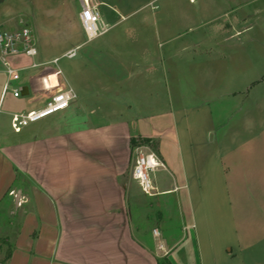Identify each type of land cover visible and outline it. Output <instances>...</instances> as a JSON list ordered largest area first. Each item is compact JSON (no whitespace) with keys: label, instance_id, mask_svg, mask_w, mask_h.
Listing matches in <instances>:
<instances>
[{"label":"crops","instance_id":"crops-1","mask_svg":"<svg viewBox=\"0 0 264 264\" xmlns=\"http://www.w3.org/2000/svg\"><path fill=\"white\" fill-rule=\"evenodd\" d=\"M95 5L102 17L113 10L103 0ZM74 6L72 30L60 38L84 33L78 20L81 0ZM34 37L35 57L8 59L19 75L9 86L21 88L19 97L5 89L0 63V207L13 201L17 219L9 253L0 264H157L163 258L169 264H260L256 249L264 245V131L256 133L261 138L251 134L230 148L224 145V133L216 139L210 132V143L217 140L211 153L199 150L204 143L183 148L174 129L163 126L162 115L151 112L156 102L146 100L151 101L149 112L134 117L124 100L134 86L157 84L156 58L147 47L123 51L106 40L87 48L82 61L60 68L65 53L88 42L49 58L61 41H41L47 33L36 30ZM116 53L129 56L116 58ZM136 54L143 56V65L134 61ZM68 87L76 94L68 108L18 133L11 130L12 114L38 110ZM20 98L30 99L29 106L20 108L15 103ZM132 139L152 141L164 166L152 176L153 196L171 199V210L162 211L177 221L169 232L148 230L132 204L131 186L139 189L132 179L126 182Z\"/></svg>","mask_w":264,"mask_h":264},{"label":"rangeland","instance_id":"rangeland-1","mask_svg":"<svg viewBox=\"0 0 264 264\" xmlns=\"http://www.w3.org/2000/svg\"><path fill=\"white\" fill-rule=\"evenodd\" d=\"M75 1L0 0V31L26 28L34 42L35 30L45 32L47 38L41 41L53 37L61 41L52 50L55 53L49 55L59 57L64 49L86 40L84 33L58 37L72 30ZM103 1L113 8L107 17L100 14L108 32L75 51L74 58L62 56L58 67L82 61L81 54L87 48L106 40L115 47H124L123 51L145 46L156 58L157 84L134 86L132 94L126 91V96L122 95L132 106L131 116L149 112L151 101H145L152 99L156 108L152 107L151 112L162 115L165 128L174 129L179 145L184 148L187 143H204L205 146H198L203 153L216 150L217 140L210 143V132L216 134V139L225 135L227 148L251 134L262 137L256 133L264 131V0ZM88 2L97 4V0ZM126 55L129 56L114 54L116 58ZM134 61L144 64L142 55ZM15 103L20 108L27 107L30 99L20 98ZM237 132L241 135L235 139ZM136 143L146 146L140 141ZM148 145V151L154 153L155 144L149 141ZM156 175L162 183L161 173ZM127 180L131 182L130 171ZM131 189L136 196L132 204L140 209L148 230L159 228L169 232L174 228L175 216L163 213L173 206L170 198L145 196L134 184ZM14 208L11 200L0 207V261L17 221ZM6 238L8 241H3ZM256 253L261 256L260 264H264V245H259Z\"/></svg>","mask_w":264,"mask_h":264},{"label":"built area","instance_id":"built-area-1","mask_svg":"<svg viewBox=\"0 0 264 264\" xmlns=\"http://www.w3.org/2000/svg\"><path fill=\"white\" fill-rule=\"evenodd\" d=\"M78 20L87 42L103 35L108 30V27L100 20V12L97 7L91 5L88 0L81 1V10L78 14ZM20 55L28 58L36 56L35 42L30 31L26 28L16 31H0V63L7 77L5 89L10 88L9 85L11 81L19 80L18 70L10 65L8 59ZM74 56V50L63 55V57L68 59ZM56 61L57 59L52 62ZM36 66L38 65H32V67ZM10 90L14 98L19 97L21 88H10ZM75 99V92L68 87L64 91L52 96L45 105L38 110L30 111L25 114H12L9 123L10 128L14 133H18L23 127L30 123H35L65 110ZM160 168H164V166L152 152L145 150V148L140 145L132 147L130 177L144 195L151 197L156 194L152 176ZM21 201L20 199L17 205H20ZM152 234L153 237H157V230H153ZM158 248L161 249V245H159Z\"/></svg>","mask_w":264,"mask_h":264},{"label":"trees","instance_id":"trees-1","mask_svg":"<svg viewBox=\"0 0 264 264\" xmlns=\"http://www.w3.org/2000/svg\"><path fill=\"white\" fill-rule=\"evenodd\" d=\"M141 143H143V144H148V143H149V140H143V141H141ZM135 145H137V143H136V141H134V140L132 139V140H131V147H134ZM9 250H10V248L7 249L4 258H3L0 262H2V261L6 258V256H7L8 253H9ZM157 264H169V262H168L165 258H163V259H161V260H157Z\"/></svg>","mask_w":264,"mask_h":264},{"label":"bare ground","instance_id":"bare-ground-1","mask_svg":"<svg viewBox=\"0 0 264 264\" xmlns=\"http://www.w3.org/2000/svg\"><path fill=\"white\" fill-rule=\"evenodd\" d=\"M190 1H194V0H190ZM196 1V0H195Z\"/></svg>","mask_w":264,"mask_h":264}]
</instances>
